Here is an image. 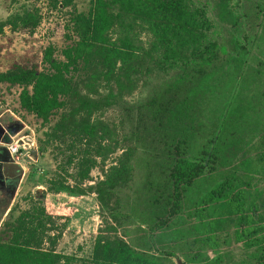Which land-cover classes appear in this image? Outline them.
Instances as JSON below:
<instances>
[{"label": "rangeland", "instance_id": "1", "mask_svg": "<svg viewBox=\"0 0 264 264\" xmlns=\"http://www.w3.org/2000/svg\"><path fill=\"white\" fill-rule=\"evenodd\" d=\"M222 1L235 16L237 25H231L228 14L225 20H220L218 10ZM260 1L185 0L190 10H200L210 19V31L215 37L229 39L227 54H236L237 43L244 46L242 72L250 60L256 63L253 54L258 46H253L251 38L264 24L258 25L259 19L252 25L249 22ZM89 3L90 0H0V70L20 65L48 71L49 65L43 59L45 51L52 58L63 60V50L75 45L78 39L75 15L88 9ZM108 10L115 12L116 7L110 6ZM25 11L30 19L26 25L16 18ZM35 20L37 23L33 24ZM124 37L133 45L130 63L103 65L96 50L78 58L68 74L77 94L65 97L63 106L53 110L47 121L20 105L19 94L27 85L0 82V231L6 222L30 206L38 191L45 190L44 204L55 222L52 232L60 233L56 251L87 264H116L95 262L91 258L95 236L111 222L116 224L115 234L134 248L154 255L162 264H176L177 259L183 264H207L204 257H217L216 264H230L245 257L249 251L234 238L233 226L206 237L204 230L196 228L193 207L213 184L236 175L246 205L254 203L264 216V172L255 162L264 136V98L261 97L264 90L257 93L261 88L257 75L252 80L244 77V83L248 81V84H244L242 92L238 91L240 97L232 100L231 93L235 92L239 79L233 81L225 63L223 70L217 72V87L202 93L210 101L196 107L194 128L185 131L186 143L182 146L186 147L187 157H196L202 148H207L215 150L218 160L214 168L204 170L186 190L180 210L169 218L165 214L166 148L172 138L180 140L174 130L181 121L179 125L177 121L158 124L143 108L144 120L138 126L136 108L164 87L175 69L157 65L161 50H155L154 37L144 21L129 18L120 24L115 19L104 30V43L108 45H119ZM233 39L238 42L233 43ZM89 101L94 103L87 105ZM230 102L235 105L233 112L229 110L231 104L228 108ZM69 114L108 126L109 138L100 141L105 147L103 154H96L94 141L86 150L83 144L70 147L69 141L61 143L48 136L54 123ZM223 114L226 121L223 128L220 124L215 146L216 141L209 138L215 134L214 122L219 123ZM178 117L189 120L190 114L179 111ZM25 137L28 144L20 148L19 158H11L5 143L18 141L22 146ZM71 155L94 159L88 176L79 173L76 159H68ZM126 161L130 165V179L111 195L109 205L118 211L117 221H112L100 208L94 188L109 167ZM50 183H63L68 188L48 192ZM77 189L82 193L76 192ZM159 219L168 220L161 229L152 230ZM3 239L7 236L3 235ZM196 252L199 253L195 256Z\"/></svg>", "mask_w": 264, "mask_h": 264}, {"label": "trees", "instance_id": "2", "mask_svg": "<svg viewBox=\"0 0 264 264\" xmlns=\"http://www.w3.org/2000/svg\"><path fill=\"white\" fill-rule=\"evenodd\" d=\"M110 6H115L116 11L108 10ZM220 6L218 10L220 20H225L228 14L231 25H237L235 16L226 8L225 2L222 1ZM257 6L258 9L254 10L249 22L251 25L257 19L258 25L264 24V0L258 2ZM16 18L24 25L30 20L26 11ZM129 18H139L148 25L154 37L155 50H161L157 65L175 69L171 80L158 89L145 104L136 108L138 126L144 120L143 115L146 111L143 108L148 110L150 119L157 121L158 124L177 121L179 125L178 121H181L180 127L174 130L175 135L181 137L180 140L172 138L166 148L165 214L172 218L180 210L186 190L203 175L204 170L214 168L218 160L215 150L207 148H202L200 155L196 157H187L186 147L182 146L186 143L185 131L194 128L196 107L204 101H210L202 93L218 85L217 72L223 70L227 63L228 74L233 81L239 79L235 92L231 93L232 100L235 97L237 100L240 97L238 91L242 92L244 84H248V81L244 83V77H250L252 80L257 75L261 85L257 93L261 89L264 90V27L251 38L253 46H258V50L256 52L254 50L253 54L255 57L253 61L256 60V63L252 64L250 60L246 71L242 72L244 46L237 43L236 54H227L229 39L226 40V36L219 37L220 39L215 37L210 31L212 25L210 19L200 10H190L185 0H90L88 9L81 10L75 15L74 27L78 39L75 45L63 50V60L52 58V55L45 51L43 59L49 65L48 71L39 70L34 66L15 65L5 71L0 70V82L27 85L19 94L20 105L47 121L53 110L63 106L65 97L77 94L68 74L69 68L76 64L78 58L85 57L91 50H96L103 65L119 62L123 66L130 63L134 52L129 38L124 37L119 45L104 43V30L111 22L116 19L123 24ZM32 23L35 24L37 21ZM232 42L236 43L238 39H233ZM251 66L254 67L253 70ZM28 86H31L30 90ZM261 97L264 98V91ZM93 103L89 101L87 105ZM230 104L231 102L228 108ZM234 106L231 104L229 110L233 112ZM179 111L190 114V119L178 120ZM225 116L223 114L220 117L219 123L214 122L215 134L209 141H216L215 146L220 134V124L223 128L226 121ZM109 135L110 130L106 124L94 123L85 118H77L75 114H69L67 117L62 115L54 123L48 136L61 143L69 141L70 147L76 143L79 146L83 144L87 147L86 150L94 141L97 143L95 152L99 155L103 154L105 148L100 141L109 138ZM260 142L255 162L264 172V136ZM73 158L76 159L75 165L79 173L88 176L94 159L89 156L82 159L73 155L68 157L70 161ZM129 179V163L119 162L109 167L104 177L95 184L94 192L99 206L112 221H117L118 211L115 206L109 205L111 195ZM49 186L47 191L52 193L68 188L63 183H50ZM76 192L82 193L80 189ZM46 193L45 190L38 191L31 198L29 207L21 210L14 220L4 224L0 231V264H87L74 256L56 251L55 245L60 233L52 232L55 222L44 204ZM193 213L197 218L196 228L204 230L207 233L206 237L224 227H234V238L249 253L230 264H264V216L254 203L246 205L236 175L225 177L205 190L195 201ZM167 220L159 219L152 226V230L161 229ZM105 228L99 230L95 236L91 253L93 261L116 264H162L154 255L134 248L123 237L115 234L116 224L108 223ZM3 235H6L7 239H3ZM198 253L196 252L195 256ZM204 259L208 260L207 264H216L217 261V257Z\"/></svg>", "mask_w": 264, "mask_h": 264}, {"label": "built area", "instance_id": "3", "mask_svg": "<svg viewBox=\"0 0 264 264\" xmlns=\"http://www.w3.org/2000/svg\"><path fill=\"white\" fill-rule=\"evenodd\" d=\"M22 140V139H21ZM28 138L25 137V139L22 141L23 145H19L18 141H8L5 143V148L7 153L9 154V156H11V158H15L18 159L19 158V154H20V148L24 147L26 144H28Z\"/></svg>", "mask_w": 264, "mask_h": 264}, {"label": "water", "instance_id": "4", "mask_svg": "<svg viewBox=\"0 0 264 264\" xmlns=\"http://www.w3.org/2000/svg\"><path fill=\"white\" fill-rule=\"evenodd\" d=\"M176 264H183L182 261L180 259H177Z\"/></svg>", "mask_w": 264, "mask_h": 264}, {"label": "flooded vegetation", "instance_id": "5", "mask_svg": "<svg viewBox=\"0 0 264 264\" xmlns=\"http://www.w3.org/2000/svg\"><path fill=\"white\" fill-rule=\"evenodd\" d=\"M13 170H14V172H16V173H17V171H18V170L16 169V167H14ZM19 173H20V172H19ZM18 175H19V174H18Z\"/></svg>", "mask_w": 264, "mask_h": 264}]
</instances>
